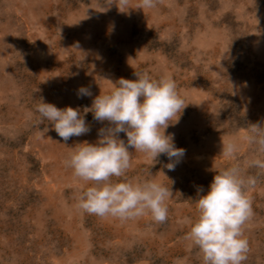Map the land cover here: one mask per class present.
<instances>
[{"label":"rangeland","instance_id":"374dc122","mask_svg":"<svg viewBox=\"0 0 264 264\" xmlns=\"http://www.w3.org/2000/svg\"><path fill=\"white\" fill-rule=\"evenodd\" d=\"M105 2L0 0V264H201L184 240L198 190L206 195L219 170L250 158L242 137L264 127V0H163L146 10L131 0L126 12ZM136 71L171 77L188 104L165 132L185 150L175 170L165 154L154 161L129 148L133 167L121 178L172 191L163 224L78 211L74 196L90 185L63 164L110 126L84 109ZM81 87L91 96L79 97ZM42 100L78 109L90 131L65 143L40 122ZM222 138L241 140L234 158L221 155ZM248 197L244 264H264V176Z\"/></svg>","mask_w":264,"mask_h":264},{"label":"clouds","instance_id":"9594fccd","mask_svg":"<svg viewBox=\"0 0 264 264\" xmlns=\"http://www.w3.org/2000/svg\"><path fill=\"white\" fill-rule=\"evenodd\" d=\"M105 3L115 4L120 12L131 8V0ZM161 3L163 0H138L135 8L154 9ZM135 75L136 80L120 78L107 94L101 93L90 108L84 109L85 113L92 112L96 121H107L110 126L99 130L95 144H77L63 164L75 178L90 185L74 196L78 211L121 223L150 216L154 223L163 224L168 219L167 201L172 191L155 179L133 182L121 178L133 167L129 148L154 161L165 154L170 161L166 167L175 170L185 150L176 148L173 136L165 132L179 121L188 104L171 77L153 79L148 72L137 71ZM78 96H91V92L81 87ZM35 111L40 122L47 120L65 143L90 131L80 111L71 106L60 109L42 100ZM48 131L47 127L43 129L45 134ZM122 132L127 135V144L118 136ZM242 141L251 146V157L219 170L206 195H199L203 191L200 188L198 215L194 221H186L189 230L184 240L197 251L201 264H244L248 258L249 241L244 232L253 216L248 192L256 186L258 177L264 176V127L249 125ZM240 150L241 140L222 138L223 157L234 158ZM248 169H255L256 175L247 174ZM113 177L118 182L114 183Z\"/></svg>","mask_w":264,"mask_h":264}]
</instances>
